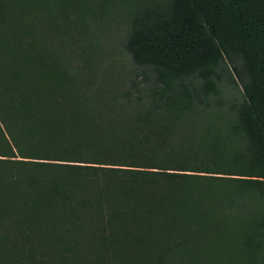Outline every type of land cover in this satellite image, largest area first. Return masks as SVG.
<instances>
[{"label":"trees","instance_id":"obj_1","mask_svg":"<svg viewBox=\"0 0 264 264\" xmlns=\"http://www.w3.org/2000/svg\"><path fill=\"white\" fill-rule=\"evenodd\" d=\"M0 11V264H264V0ZM124 28L136 68H102Z\"/></svg>","mask_w":264,"mask_h":264},{"label":"rangeland","instance_id":"obj_2","mask_svg":"<svg viewBox=\"0 0 264 264\" xmlns=\"http://www.w3.org/2000/svg\"><path fill=\"white\" fill-rule=\"evenodd\" d=\"M23 0H10L6 2L5 0H0V11L6 17H16L20 18L23 12L20 9L24 6L20 3ZM124 35V28H119L114 30L111 35H108V39L102 41V44L96 52L98 58L97 64L102 68L111 69H136L125 56V54L120 51V40Z\"/></svg>","mask_w":264,"mask_h":264},{"label":"crops","instance_id":"obj_3","mask_svg":"<svg viewBox=\"0 0 264 264\" xmlns=\"http://www.w3.org/2000/svg\"><path fill=\"white\" fill-rule=\"evenodd\" d=\"M6 2H9L10 0H5ZM24 2V0L23 1H20V3H23Z\"/></svg>","mask_w":264,"mask_h":264}]
</instances>
